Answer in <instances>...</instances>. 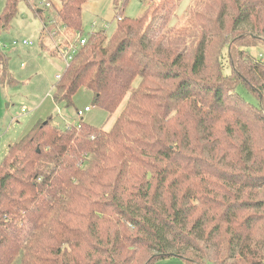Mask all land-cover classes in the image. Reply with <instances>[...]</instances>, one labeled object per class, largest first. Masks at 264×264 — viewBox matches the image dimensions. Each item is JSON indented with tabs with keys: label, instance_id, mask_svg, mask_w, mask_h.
<instances>
[{
	"label": "trees",
	"instance_id": "16d2710c",
	"mask_svg": "<svg viewBox=\"0 0 264 264\" xmlns=\"http://www.w3.org/2000/svg\"><path fill=\"white\" fill-rule=\"evenodd\" d=\"M58 1L37 11L42 49L51 34L82 38L86 0ZM127 1L53 89L67 107L87 91L108 117L126 98L110 130L38 121L8 147L0 264H264V0H195L179 27L180 0L139 18L123 16ZM20 2L32 7L5 0L0 34ZM8 61L0 52L2 87L15 83Z\"/></svg>",
	"mask_w": 264,
	"mask_h": 264
},
{
	"label": "rangeland",
	"instance_id": "374dc122",
	"mask_svg": "<svg viewBox=\"0 0 264 264\" xmlns=\"http://www.w3.org/2000/svg\"><path fill=\"white\" fill-rule=\"evenodd\" d=\"M30 2L32 7L24 2L18 4L16 15L9 22V29L0 34V52L8 57V72L15 79L12 87L0 86V164L7 156L8 147L18 142L38 121L50 120L52 125L62 129L66 127L67 122L76 123L82 120L86 124L109 131L126 102L125 98L116 113L108 117L103 110L91 106L90 94L84 90L78 91L70 107L53 101L54 85L66 69L61 51L75 43L67 41L65 44L66 41L64 42L60 36L51 34V40H46L42 49L40 47L42 22L37 17V11L47 15L53 6L59 7V1L30 0ZM113 3L114 0L85 1L81 18L82 37L92 31L105 30L107 34L112 32L116 23ZM175 3L168 27L183 25L187 11L195 4V0H180ZM152 4L144 0H128L124 6L123 16L139 18L147 6L150 7ZM4 5L5 0H0V14ZM23 41L31 44L23 45ZM60 41L63 43L58 47ZM246 50L252 56L259 55L258 51L253 50V46ZM236 91L244 101L257 105L255 95L241 84L237 86ZM85 106L90 108V112L84 113L79 119L76 110H83ZM155 264L184 263L179 258L169 257L158 260Z\"/></svg>",
	"mask_w": 264,
	"mask_h": 264
},
{
	"label": "built area",
	"instance_id": "2783aa9c",
	"mask_svg": "<svg viewBox=\"0 0 264 264\" xmlns=\"http://www.w3.org/2000/svg\"><path fill=\"white\" fill-rule=\"evenodd\" d=\"M145 2H147L148 4H152L157 2L158 0H144ZM121 17H117L116 21H120ZM86 42V38L82 37L80 38V40H78L77 43H75L74 45L71 44L68 48L64 49L63 51H61V56L63 58V62L65 63V66L67 67L69 65V63L72 60V57L74 56V54L76 53L77 49L80 46H83ZM31 42H27V41H23V45H30ZM59 78V77H58ZM23 111V110H22ZM90 111V108H84L83 110H77L76 112V116L81 119L84 113H87ZM77 123V122H76ZM74 123V124H76ZM71 124H66V127L70 126Z\"/></svg>",
	"mask_w": 264,
	"mask_h": 264
},
{
	"label": "crops",
	"instance_id": "0c3cea01",
	"mask_svg": "<svg viewBox=\"0 0 264 264\" xmlns=\"http://www.w3.org/2000/svg\"><path fill=\"white\" fill-rule=\"evenodd\" d=\"M85 107H86V106H85ZM85 107H84V108H85ZM84 108H83V109H84ZM89 112H90V111H89ZM87 113H88V112H87ZM66 124H74V123H69V122H67Z\"/></svg>",
	"mask_w": 264,
	"mask_h": 264
}]
</instances>
